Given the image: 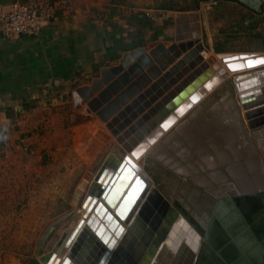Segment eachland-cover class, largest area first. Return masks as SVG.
Instances as JSON below:
<instances>
[{"label": "rangeland", "instance_id": "obj_1", "mask_svg": "<svg viewBox=\"0 0 264 264\" xmlns=\"http://www.w3.org/2000/svg\"><path fill=\"white\" fill-rule=\"evenodd\" d=\"M210 1L214 0H157V6L181 13L182 27L177 33L183 39L197 36L202 39L201 34L209 25L211 31L215 28L216 32H230L228 36L217 33L215 47L208 46L207 40H191L204 44L207 57L264 55V0L255 4L257 10L249 6L251 0H229L231 7L224 10L226 15L220 13L215 17L214 9H208ZM206 19L208 23L202 25ZM239 20L250 23H241L240 27L234 23ZM187 42L170 44V40L161 39L144 49L151 52L160 44L171 48ZM179 61L182 60H177L180 64ZM134 63L126 72L131 73ZM182 63L189 65L186 58ZM116 66L121 63L106 68ZM179 69L183 70L180 66ZM101 76V72H96L93 78L78 82L63 100H50L35 114L33 111L26 115V110L20 109L22 113L17 121L13 122L15 116L9 123L4 121L3 126L10 124L14 136L0 137L11 140L9 158L4 155L0 141V264H44L46 256L63 241L66 227L74 225L76 212L81 211L86 193L79 201L75 196L82 181L93 184L107 163L122 161L129 154L125 144L117 139L124 130L115 135L117 128L109 129L99 111L91 108L94 100L101 98L102 91L119 81L123 73L112 77L108 84ZM226 79L207 86L205 96L175 113L158 139L162 142L160 152L146 156L143 164L156 183L155 191L172 204H179L203 232L208 229L220 198L225 201L227 197L264 190V123L260 124L264 119L255 125L248 121L238 100L236 78L232 75ZM94 80H100L97 87L103 84L102 89L94 90ZM84 85H89L81 89L85 102L74 93ZM123 87L126 89L127 85ZM151 90L129 99L119 112L112 114L114 118L125 122L133 119L132 115H142L145 112L142 109H149L146 106L153 96ZM117 96L114 94L115 99ZM104 104L108 106V102ZM128 107L133 112L127 113ZM165 136L170 137L163 142ZM145 153V149L139 150L141 157ZM159 153L163 155L161 159ZM139 244L137 241L136 245ZM144 247L141 257L149 250V243ZM132 252L126 263L132 259Z\"/></svg>", "mask_w": 264, "mask_h": 264}, {"label": "bare ground", "instance_id": "obj_2", "mask_svg": "<svg viewBox=\"0 0 264 264\" xmlns=\"http://www.w3.org/2000/svg\"><path fill=\"white\" fill-rule=\"evenodd\" d=\"M201 45H203V47L202 49H199ZM204 51V44L201 41H196L191 48L187 47L185 51L180 45L176 44L175 49L160 46L151 52L143 51L139 54L134 52L129 53L127 59L130 62L127 64H121L122 70L119 72L121 74L123 73V76L125 75L128 78V81L125 84L128 88L126 87V89H124L125 87L121 85L120 89L116 93L112 92L110 87L109 89L103 90L101 96L104 92H108V99L103 100L102 97L98 100L95 99L91 108L94 111H99L101 118L107 121L109 129L117 128V131L114 133L115 135H117L120 130H124L121 137L119 136L117 139L125 144L126 147L129 148L131 146V149L129 151L127 150L129 152L127 155L129 160L137 169L145 173L149 180L152 181V185L147 193L140 198L138 205L134 210H132L128 219L119 221L116 216H113L117 221H119L123 229L121 236L117 239L118 233L115 234V232L112 233L111 231L115 227V222H113L112 219L110 220V215L109 217L106 215L102 206L94 212L98 200L97 202H94V207H91L92 200L87 206H84V203L87 197L91 196V199H93L99 195L101 187L106 184L105 182L109 177V173L118 169L123 160H112L107 163L100 171L101 173L104 169H108L105 177L100 183L96 180L93 184L87 185L85 182L88 183V181L85 180L83 183V180L77 189L75 199L79 201L81 195L85 193L86 197L81 204V211L79 213L76 212L74 219L76 220V223H74V225L69 224L71 227H66L64 234L62 233L65 235L64 238L61 235L63 241L61 244H58V248L56 250L53 249L51 253L46 256L44 264H47L49 258L54 253H59L57 254V258H60L59 264H62L66 258H68V264H94L99 259V248L96 244L90 241V233H93V230L97 231H95V233H97V237L99 236L103 243L105 241L103 239V234L105 235V239H109L113 236L116 240L113 250L108 252L110 256L104 264H107L111 257L113 259L111 264L193 263V258L197 255V252L199 253L202 247V242H204L201 235L202 233L195 229L196 233L200 236L201 243H199L200 241L197 238L198 236L193 233L190 224L184 222L182 217H179L178 219L177 216L172 214L173 210L181 215V210L175 208L174 205L159 191H155L156 183L143 166L146 156L148 157L151 153L160 152L159 147L162 142H158V139L162 135L164 126L174 119L176 116L175 113L183 110V108L189 103L194 104L200 98L205 96L206 92L209 90L207 86H213L214 84L219 83L220 80L229 78L233 75L234 79L236 78V83L239 89L238 100H240V96L261 91L262 89L260 90V88L264 87V62H262L264 61V55H252L253 53H249L250 55L245 54L237 57L234 55H215L210 58L206 56ZM241 56H243V58H241ZM177 57L182 60L181 62L179 61L180 64L177 62L179 59ZM185 58L187 59L189 65H184L182 63ZM224 59H227V62H225ZM246 59H250L252 61V63L248 64L249 67L245 65ZM256 60H259V62H255ZM131 63H134L132 68H130L131 73L128 71L126 72V68ZM179 66L183 68V70L179 69ZM191 68L194 71H192ZM109 73L112 77L115 76L112 70H110ZM200 75H204V80H199ZM99 81L100 80H98V82ZM115 82L120 81L116 80ZM105 83L108 84V82ZM194 83H198L199 85L194 86ZM97 85L98 83H96V86L94 83L95 91L102 89L103 84H99L98 87ZM149 85H151L150 88L146 89ZM172 86L175 88L169 89ZM151 87L153 90H151ZM216 87L218 89V86ZM137 89H139V91L136 95L133 96V94H131V96L128 94L131 96L130 99L145 95L148 90H151V93H153L150 102L147 103L146 106L149 107V109H142L145 111L142 115H132L133 119L120 122L121 119L114 118L112 115L113 113L109 111V106H106L104 103L108 102L109 105L112 101H119V96L123 93H129L130 90L132 91ZM154 91L156 92L154 93ZM114 94H118L116 99L114 98ZM146 95L148 96L149 94ZM160 97H162V99ZM188 99L189 101H192L187 102ZM194 99L197 101H194ZM122 108L123 105H120L117 112H119ZM131 111L133 112L131 107H128L126 110L127 113H131ZM124 115L126 114L124 113ZM136 116L138 119H136ZM134 119L136 120L133 121ZM260 119L263 120L262 116H258L249 122H258ZM162 123L164 124L161 127ZM262 123H264V121L260 124ZM171 133L173 134L174 132ZM149 134L153 135L149 146L145 147L147 144H143L141 147L136 149L134 154H132V151H134V149L140 145L143 140H146V137H148ZM165 137L163 142L169 140V137ZM142 149H145L146 153L141 157L139 155V150ZM157 155H159V159L163 156L161 153ZM100 194H102V192ZM88 209L91 213H89L90 211L88 212ZM168 220H172L171 223H168ZM81 221L83 222L81 230L78 232L75 239L72 240L71 244L66 248L65 252L60 254V247L66 243L67 237H70L71 232L74 231ZM89 221H91V223H89ZM93 222L95 225L92 226ZM97 223L98 226L96 225ZM140 238L141 240H139ZM137 241L141 244L136 245ZM146 243H149V250H147L144 256L141 257V254L145 252L144 246ZM130 251H133V257L129 263H126V259L130 256ZM211 252L216 253L212 247Z\"/></svg>", "mask_w": 264, "mask_h": 264}, {"label": "crops", "instance_id": "obj_3", "mask_svg": "<svg viewBox=\"0 0 264 264\" xmlns=\"http://www.w3.org/2000/svg\"><path fill=\"white\" fill-rule=\"evenodd\" d=\"M17 1L27 0H0V10ZM52 3L54 18L38 36L12 40L0 36V98L7 105L4 119L7 123L14 116L13 122L17 121L20 109L26 110V115L33 111L35 114L50 100H63L78 82L93 78L96 72L119 63L126 53L146 48L153 41L170 40L172 44L207 40L208 46L215 47L217 33L219 36L230 33L216 32L215 28L211 31L209 25L201 34L203 40L197 35L183 39L177 33L183 16L158 8L157 0H52ZM229 3L214 0L208 9H214L213 17L226 15L224 10L231 7ZM208 19L201 20L202 25ZM245 21L234 23L238 26L250 23ZM88 86L74 92L82 96L83 102L85 95L81 89ZM6 134L14 136L10 124L0 128V137Z\"/></svg>", "mask_w": 264, "mask_h": 264}, {"label": "water", "instance_id": "obj_4", "mask_svg": "<svg viewBox=\"0 0 264 264\" xmlns=\"http://www.w3.org/2000/svg\"><path fill=\"white\" fill-rule=\"evenodd\" d=\"M257 2L259 1L251 0L247 3L250 4L249 6L251 8L256 9L255 4ZM194 42L196 41H189L186 44H181L180 46L185 51L187 47L191 48ZM160 45L165 47L163 44ZM202 47L203 45H201L199 49H202ZM171 48L175 49L176 45ZM143 51H145L144 48H140L132 52L139 54ZM129 53L130 52L123 56L120 61L121 64H127L130 62L127 59ZM241 58H243V56H241ZM224 61L227 62V59H224ZM257 61L259 62V60H256L255 62ZM250 63H252L250 59L245 60L246 66L249 67L248 64ZM110 70H112L114 72L113 74L116 75L122 70V66L103 69L101 77L104 82H109L112 78V75L109 73ZM203 77L204 75H200L199 80H204ZM119 81L120 82H114L110 86L112 92L116 93L122 84L125 85L127 83L128 78L124 75L119 77ZM94 83L96 85L98 80H95ZM198 85V83H194V86ZM260 90L263 92L258 91L249 95L240 96L246 118L250 122L258 116H262V119H264V87L260 88ZM138 91L139 89L130 90L129 93H123L119 96L121 103L116 100L112 101L108 105L111 113H116L119 110L120 105L125 104L132 96L131 94L134 96ZM101 97L103 100H107L109 93L104 92ZM254 123L256 124L258 122H253V124ZM163 124L164 123L161 124V127ZM152 136L153 135L149 134L148 137H146V140H143L140 145L132 151V154H134L136 149L141 147L143 144H149ZM130 149L131 146L129 148L127 147L128 151ZM107 171L108 169L106 168L98 174L96 178V180H98L97 182L100 183L102 181ZM105 183L106 184L100 189V193L102 192V194L99 193V195L93 199H91V196L87 197L84 206H87L92 200V207L94 202H97L98 200L94 212H96L101 206L104 208L106 215L108 217L110 215V220L112 219L113 222H115V227L111 231L112 233L115 232V234L118 233V239L123 232L119 221L130 217L132 210L136 208L140 198L143 197L151 187L152 181L149 180L145 173L135 167V165L129 160L128 156H125L119 168L109 173V177ZM222 199L223 198H220L218 200L216 209L209 223V227L205 232L195 225L188 214L182 212L178 206L179 204H173L175 208L181 210L182 214L180 215L173 210L172 214L177 216L178 219L179 217H182L184 222L190 224L192 227L190 228L193 230V233L198 236L197 238L200 241L199 243H201L200 236L196 233L195 229L202 233L201 235L204 239L199 253L197 252V255L193 258L192 264H264V190H260L259 193L253 192L249 195L237 196L233 198L227 197L225 198V201ZM89 211L90 210L88 209V212ZM89 213H91V211ZM113 216H116L119 221H117ZM171 221L172 220H168V223H171ZM74 223H76V220H74ZM89 223H91V221H89ZM82 225L83 222L81 221L73 232L70 231V237H67L66 243L60 247V254H63L66 248L71 244L72 240L75 239L78 232L81 230ZM93 225H95L94 222L92 226ZM96 225L98 226V223ZM95 231L96 230H93V233H90V241L96 244L99 248V259L94 264H104L107 258H109L110 254L108 252L113 250L116 240L111 235V239L109 238L110 240L108 238L105 239V235L103 234V239L105 240L103 243L99 236L97 237V233H95ZM211 247L216 251V253L211 252ZM57 254L59 253L52 254L47 264H59L60 258H57ZM112 260L113 259L111 257L107 264H111ZM68 262V258H66L62 264H68Z\"/></svg>", "mask_w": 264, "mask_h": 264}, {"label": "built area", "instance_id": "obj_5", "mask_svg": "<svg viewBox=\"0 0 264 264\" xmlns=\"http://www.w3.org/2000/svg\"><path fill=\"white\" fill-rule=\"evenodd\" d=\"M54 14L55 7L52 0L14 2L0 10V36L9 40L21 36H38L54 18ZM6 111V102L0 98V128L4 124ZM0 141L4 155L9 158L11 155V140L5 136Z\"/></svg>", "mask_w": 264, "mask_h": 264}, {"label": "snow or ice", "instance_id": "obj_6", "mask_svg": "<svg viewBox=\"0 0 264 264\" xmlns=\"http://www.w3.org/2000/svg\"><path fill=\"white\" fill-rule=\"evenodd\" d=\"M262 62H264V61H262Z\"/></svg>", "mask_w": 264, "mask_h": 264}]
</instances>
